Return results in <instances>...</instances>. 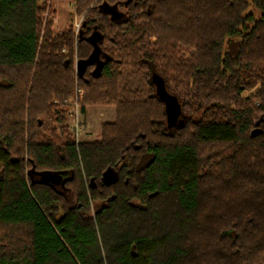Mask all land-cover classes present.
<instances>
[{
	"label": "trees",
	"instance_id": "trees-1",
	"mask_svg": "<svg viewBox=\"0 0 264 264\" xmlns=\"http://www.w3.org/2000/svg\"><path fill=\"white\" fill-rule=\"evenodd\" d=\"M108 1L74 0L97 18L94 42L52 36L37 0H0V224L23 231L0 235V264H264V134L250 137L264 117V0H129L119 21L97 13ZM93 49L107 59L88 72ZM75 78L82 111L115 105V122L91 144L45 139L65 121L49 102ZM166 217L197 238L172 244Z\"/></svg>",
	"mask_w": 264,
	"mask_h": 264
},
{
	"label": "rangeland",
	"instance_id": "rangeland-1",
	"mask_svg": "<svg viewBox=\"0 0 264 264\" xmlns=\"http://www.w3.org/2000/svg\"><path fill=\"white\" fill-rule=\"evenodd\" d=\"M39 5L45 6V13L41 15V20L51 21L52 36L69 31L70 29L76 34L77 25L81 20L82 15H76L74 11V0H37ZM248 11L252 12L255 18L260 16V12L253 7L248 8ZM115 14V13H114ZM62 54H66L67 50L63 46L60 49ZM179 54L187 56L188 52L180 50ZM76 48L74 49L73 57L76 59ZM183 58V57H182ZM175 89V88H174ZM180 93L184 95V89ZM85 97V90L78 84L77 79L74 80L73 93L65 99L52 98L49 105L52 107V111L55 114L52 119H56L60 116L65 117V121L47 122L44 126V137L50 139L51 137H59L60 141H66L73 139L75 143H94L100 140L101 128L104 124L114 123L116 119V107L115 105H86L82 111V103ZM28 96L26 97V100ZM27 108V106L25 107ZM57 115V116H56ZM198 116V115H197ZM75 126H78L76 132ZM46 128V129H45ZM203 215H208V211H202ZM89 216H93V212L89 213ZM169 220L167 223L171 225L174 231L172 244L183 246L186 243L197 238L196 229L193 224L189 223L188 228L182 234L181 230L176 227L177 222L170 221L172 218L166 217ZM166 218L163 219L166 221ZM192 219V218H187ZM175 226V227H174ZM165 232V229L163 230ZM17 233L20 235L23 231L9 226L0 224V235ZM105 238V237H104ZM103 239V235H100L101 244L107 242ZM104 240V242H103ZM171 244V245H172Z\"/></svg>",
	"mask_w": 264,
	"mask_h": 264
},
{
	"label": "flooded vegetation",
	"instance_id": "flooded-vegetation-1",
	"mask_svg": "<svg viewBox=\"0 0 264 264\" xmlns=\"http://www.w3.org/2000/svg\"><path fill=\"white\" fill-rule=\"evenodd\" d=\"M129 0L125 1V0H116L113 2H109L105 3V4H101L97 7V13H100L101 15L103 13H107L109 15H111L113 17L114 20H121V18L123 16L126 15V8L128 6ZM115 13V14H114ZM97 18H93V17H87V16H82L81 20L79 22V25H77V32H81L82 36H88L89 38L92 39V41L96 42V37L97 35L95 34L96 32V24ZM103 51L101 50L96 51L95 49H93L91 51V54L88 56V61L86 62L85 66L83 69L86 68L87 65H91L89 66V71L88 72H92L93 69H96L98 67V65L102 66L103 62L105 59H107L106 55L102 54ZM87 68V69H88ZM91 68V71H90Z\"/></svg>",
	"mask_w": 264,
	"mask_h": 264
},
{
	"label": "water",
	"instance_id": "water-1",
	"mask_svg": "<svg viewBox=\"0 0 264 264\" xmlns=\"http://www.w3.org/2000/svg\"><path fill=\"white\" fill-rule=\"evenodd\" d=\"M158 95L162 98L164 102V112L167 116V120L172 124L173 122H179L181 120L180 107L177 104L175 98L167 94L162 90L160 84L157 82ZM264 134V117H258L253 122V127L250 130V137L254 138L256 136ZM40 181L46 184L59 185L63 184L61 174L56 172H44L40 174Z\"/></svg>",
	"mask_w": 264,
	"mask_h": 264
},
{
	"label": "built area",
	"instance_id": "built-area-1",
	"mask_svg": "<svg viewBox=\"0 0 264 264\" xmlns=\"http://www.w3.org/2000/svg\"><path fill=\"white\" fill-rule=\"evenodd\" d=\"M75 130H76V132L78 131V126H75Z\"/></svg>",
	"mask_w": 264,
	"mask_h": 264
}]
</instances>
